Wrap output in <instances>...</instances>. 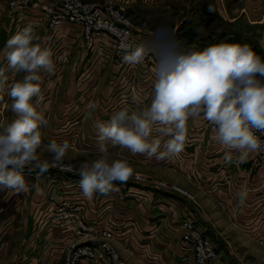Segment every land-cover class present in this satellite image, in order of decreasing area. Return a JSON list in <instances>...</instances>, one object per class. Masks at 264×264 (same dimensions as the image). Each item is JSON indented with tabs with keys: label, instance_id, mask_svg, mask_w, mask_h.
<instances>
[{
	"label": "crops",
	"instance_id": "0c3cea01",
	"mask_svg": "<svg viewBox=\"0 0 264 264\" xmlns=\"http://www.w3.org/2000/svg\"><path fill=\"white\" fill-rule=\"evenodd\" d=\"M127 1L129 15L125 14L134 22L137 38L165 46L175 58L177 46H186L181 39L170 42L174 19L175 30L186 19L177 13L176 0ZM248 6L247 0H223L220 16L238 20ZM8 13L6 3L0 0V69L5 71V89L24 75L8 70L4 58L7 41L37 21L38 34L52 49L56 68L54 75L40 73L44 103L37 107L49 108L45 110L49 123L42 128V139L74 144L64 158L65 165L74 163V167L71 171L49 168L43 174L26 167L25 190L0 189V264H65L72 237L49 220L50 212L64 198L81 205L82 217L98 231L80 242L90 245L102 239V232L110 231L115 236L112 244L126 264H195L192 249L182 242L181 224L185 220L194 221L215 244L219 256L211 264H264V156L254 152L243 163L226 164L227 150L215 140L211 124L202 117L189 119L184 149L172 158L147 159L107 142L109 152L129 158L131 175L141 176L143 182H115V190L96 193L91 199L81 188L67 191V182L80 181L83 156L91 155L92 161L99 155L95 121H107L125 106L136 109L149 104L158 63L129 65L116 58L110 39L90 52L81 49L79 27L67 24L52 30L40 9H33L24 18L7 19ZM8 101L10 105L11 99ZM3 103L0 99V106ZM89 103L96 105L91 117L86 116ZM1 118L0 125L16 117ZM47 144L43 143L46 151ZM46 151L38 155L41 160L46 159ZM237 155L233 152L234 160ZM242 188L247 194L243 201L237 195ZM234 252L241 253L234 256Z\"/></svg>",
	"mask_w": 264,
	"mask_h": 264
},
{
	"label": "clouds",
	"instance_id": "9594fccd",
	"mask_svg": "<svg viewBox=\"0 0 264 264\" xmlns=\"http://www.w3.org/2000/svg\"><path fill=\"white\" fill-rule=\"evenodd\" d=\"M38 28V22L32 21L7 41V68L14 75L24 73L22 78L5 89V71L0 69V92L6 91L16 117L0 130V189L15 192L27 187L26 167L40 174L49 167H70L64 158L74 147L68 140L53 139L46 145L51 164L38 156L42 128L49 123L45 109L37 110L44 103L40 73L54 75L56 71L53 51L41 41ZM177 47L172 61H158L149 104L136 109L125 106L109 120L95 121L99 155L85 162L79 172V187L86 198L115 190V182H127L132 174L129 158L109 152L107 142L147 159L172 158L184 149L190 118L202 117L212 125L215 140L227 150L226 164L243 163L251 153L264 150V141L257 135L264 132V57L247 43ZM121 49L123 61L133 66L155 51L144 42L125 43ZM86 108V116L91 117L96 105L89 103ZM233 152L238 154L235 160ZM237 195L243 201L247 194L242 188Z\"/></svg>",
	"mask_w": 264,
	"mask_h": 264
},
{
	"label": "built area",
	"instance_id": "2783aa9c",
	"mask_svg": "<svg viewBox=\"0 0 264 264\" xmlns=\"http://www.w3.org/2000/svg\"><path fill=\"white\" fill-rule=\"evenodd\" d=\"M3 1L8 7L9 18H24L33 9H40L45 24L52 30H57L67 24L79 27L81 30L79 47L86 51L90 52L103 40L110 39L114 43L116 58L122 59V44L144 42L155 49L145 56L144 62L158 63V61H172L174 59V55L165 46L152 45L137 38L133 21L123 12L117 0H108L101 5L85 0ZM257 135L264 141V132H257ZM256 152L260 156H264V150ZM58 168L63 171L72 169L71 167ZM128 180L135 183L144 181L138 175H131ZM158 185L166 186L163 182H159ZM171 188L178 189L174 186ZM65 189L67 191L80 189L79 181L67 182ZM81 212V205L69 198H64L49 214V220L53 224L61 226L64 232L72 237L67 244L65 264H80L83 261H108L110 264H126L112 244L115 236L110 231L102 232V239L90 245L80 242L81 239L98 233L95 226L82 217ZM181 230L182 242L192 249L195 264H211L218 257L211 238L202 232L194 221L185 220L182 222Z\"/></svg>",
	"mask_w": 264,
	"mask_h": 264
},
{
	"label": "rangeland",
	"instance_id": "374dc122",
	"mask_svg": "<svg viewBox=\"0 0 264 264\" xmlns=\"http://www.w3.org/2000/svg\"><path fill=\"white\" fill-rule=\"evenodd\" d=\"M85 1L101 5L108 0ZM117 1L123 12L128 14L125 9V6H128V1ZM157 1L160 2L162 0ZM168 2H170V0ZM173 3H175V0H173ZM176 3L179 4V6L176 8L179 10L177 13L180 17L185 16L186 19L177 27L176 30L174 19L173 26L170 28V30L173 32V40H170V42L176 43V40L181 39L183 40V43L185 42L186 46L196 45L198 48H203L210 44L219 43L221 41L229 43H247L251 45L257 54L264 57V0H247V3H249L250 6H248V10L241 12L242 16L241 18H238V20H232L230 16L227 19L222 17L223 15L220 13L222 12L220 10V6L222 5L223 0H176ZM172 12L174 18L175 10ZM8 14L6 17L7 19L9 18ZM220 14L222 16H220ZM197 29H200L201 31H197ZM0 97H2V100L4 101L3 105L0 106V116L2 118L4 116V118L1 119L5 120L6 116L10 117L11 114L14 113L10 110V105H8V100H10V98L7 96L6 91L0 92ZM4 104L7 105L5 106ZM41 109L49 111V108L37 107L38 111ZM58 109L59 108H54V111H57ZM4 125L6 124L2 123L0 128H2ZM42 141L43 143H49L50 140L42 139ZM56 141L58 142V140ZM43 151L46 150L42 144L41 149L38 150V155L43 154ZM46 152L47 154L44 155L50 163L52 161V154L48 151ZM44 155L41 156L44 157ZM90 159L91 155H84L83 163L90 162ZM67 165L71 168L74 167V163H72V165L71 163H67ZM49 168L60 170L58 167ZM218 253L219 252L217 251V255L219 256ZM235 253L238 255V253L241 252H234V254ZM236 254L234 256H236Z\"/></svg>",
	"mask_w": 264,
	"mask_h": 264
}]
</instances>
